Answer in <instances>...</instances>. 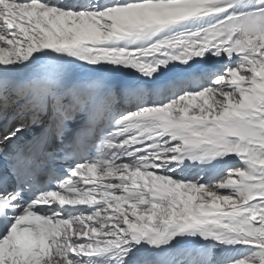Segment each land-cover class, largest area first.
<instances>
[{
  "label": "snow or ice",
  "instance_id": "snow-or-ice-1",
  "mask_svg": "<svg viewBox=\"0 0 264 264\" xmlns=\"http://www.w3.org/2000/svg\"><path fill=\"white\" fill-rule=\"evenodd\" d=\"M0 264H264V0H0Z\"/></svg>",
  "mask_w": 264,
  "mask_h": 264
}]
</instances>
